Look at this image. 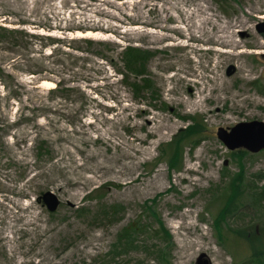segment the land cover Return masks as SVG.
I'll use <instances>...</instances> for the list:
<instances>
[{"label": "rangeland", "instance_id": "rangeland-1", "mask_svg": "<svg viewBox=\"0 0 264 264\" xmlns=\"http://www.w3.org/2000/svg\"><path fill=\"white\" fill-rule=\"evenodd\" d=\"M239 20L237 47L199 37L200 26L216 34L218 25ZM17 21L50 26L52 36L108 44H70L75 61L61 52L30 55L75 87L66 99L32 85L38 77L24 73L22 52L0 45V65L13 75L0 79V264H245L249 252L263 250L231 229L250 225L264 233V210L250 202L251 189L263 182L264 150H230L217 128L264 122V0H0L1 24ZM131 44L152 55L145 76L155 93L136 97L97 56L116 62L119 47ZM65 57L71 66L57 63ZM190 88L209 97L201 107L190 105ZM181 117H193L196 135L181 131L187 125ZM160 118L169 130L149 135L146 120ZM127 144L138 149L131 158L124 156ZM176 147L181 158L169 167ZM99 162L101 177L90 180ZM192 164L199 175L184 172ZM182 175L203 179L190 184L179 181ZM80 176L83 184L74 185ZM230 183L244 205L219 222V235L215 218ZM49 191L59 201L54 212L40 200ZM112 205L123 210L111 213ZM159 223L166 244L155 233ZM129 225L136 231L130 247L124 238L117 242ZM184 237L198 242L185 253Z\"/></svg>", "mask_w": 264, "mask_h": 264}, {"label": "trees", "instance_id": "trees-1", "mask_svg": "<svg viewBox=\"0 0 264 264\" xmlns=\"http://www.w3.org/2000/svg\"><path fill=\"white\" fill-rule=\"evenodd\" d=\"M9 24H11V26L2 25L0 22V45L13 46L16 49H19L18 52L19 53L20 51L22 52L23 60H25L29 64L28 70L24 71V73L28 76L30 75V76L38 77V79L33 80L32 85L34 86L40 85V83H42V81L44 80L53 82L54 87L48 88L46 92L60 99H66L75 89V87H73L70 82L65 81L64 77L61 76V74H56L47 70V68L45 67L46 66L45 63H41L40 65L34 64L30 55L34 52L43 55L45 52L49 51L47 57H54L55 55L59 54V52H61L62 55L68 56L69 58H71L72 61H75L76 57L71 52H69L70 49H73V47H71L70 44H75L76 42H80L85 44L86 46L96 45V46H106V47L108 44L103 40L94 41L90 38H84V37L70 38L64 35V37L61 38V37L52 36L51 35L53 31L52 27L46 25L37 26L25 21L9 22ZM31 28L37 30H43L45 31V33H43L42 35L35 33L31 31ZM81 31L82 33H85V30H81ZM97 56L100 57L101 60L109 63V65L112 66L115 73L119 76V78H121V84L128 87L133 93V95H135L136 97L141 96V94H144L148 90H150V92L152 93H155L152 88L151 80L145 76L146 63L152 56L148 49L145 48L142 49L132 44L127 46H120L117 52L118 60H116V62L114 61L113 58L111 57L109 58L102 53L98 54ZM57 63L65 67L71 66V63L66 57L65 59L57 58ZM4 78L10 79L13 78V75L11 72L5 71V69L0 65V79L3 80ZM11 93L16 98L21 96L20 92L14 89H11ZM181 119L187 122V125H185L184 129H181V131L187 129L186 132L190 133L192 129L190 128L191 125L189 121L190 119H193V117H188V118L181 117ZM195 127H200V126L195 124ZM196 134L197 133L191 132L189 135L194 136ZM195 140L196 141H194V145H198L201 142L200 138H196ZM170 147H171V143L169 144L168 149H170ZM39 149H41V147ZM175 150H176L175 155L173 157L170 156L168 157L169 167L176 166L181 158L182 151H179V148L177 147L175 148ZM239 151L240 153H245V151H241V150ZM39 153L41 154L42 152L40 151ZM259 177H261L259 179H262L263 182L261 183L260 187L254 186L251 189L252 190L250 192L251 200L250 198L249 200L250 202H252L253 206H257L259 210L261 209L264 210V174H260ZM232 183L229 184L230 187L227 195L224 194L223 196L224 204L221 203L222 210L220 209L218 211L215 218L217 222L215 223V226L218 230L219 235L222 234V230H220L219 222L222 221L223 219L228 218V216L235 215L236 211L238 210V207L244 205V204L240 205L239 202L241 201L240 200L241 196L240 197L237 196V194L239 195L240 192H238V189L233 187ZM106 208L109 209L111 213H116V210H121L122 206L120 207L119 205H112V206H107ZM248 226H247L248 228H244L240 230L231 229L235 236L234 238L247 237L250 238L247 239V242L249 243L250 247L263 246L264 243H260V241L261 239H264V233L262 234L263 237L259 236L255 231V229H252V226L250 225ZM134 233H136L134 227L129 225L128 228L123 229L118 234L119 237L117 242L118 243L122 242L124 238L125 242L129 246V244L132 241V235ZM155 233L161 238V240L163 238L164 242L163 241L162 242L163 244L164 243L166 244V241H168L169 236L167 235L166 232L163 231V227H161V225H160V231L157 230V232ZM162 251L163 249H159L157 255L163 261L164 254ZM263 254H264V248L263 250H256V251L252 250V252L248 253V257L250 259H245L244 261L253 262V263L261 262L260 259H261V255ZM257 257L259 258L258 260Z\"/></svg>", "mask_w": 264, "mask_h": 264}, {"label": "bare ground", "instance_id": "bare-ground-1", "mask_svg": "<svg viewBox=\"0 0 264 264\" xmlns=\"http://www.w3.org/2000/svg\"><path fill=\"white\" fill-rule=\"evenodd\" d=\"M261 18H263V17L261 16ZM209 21L210 20H208L207 22H209ZM242 22H244V21L243 20H239V21H235L233 23L232 22L231 23L227 22V23H224V24H220V25L217 26V30L218 31H217L216 34H213L211 32V30H204L200 26L199 29L202 30V32H201V34H199V37L201 39H203L202 36L208 35V38L206 39V41H207L209 38H212L213 36H215L214 41H216L217 43L226 44L230 48L237 47L240 42L233 39L234 31H235L233 28L234 27L240 28L243 25ZM86 35L87 34H85V36ZM236 68L240 69V67L237 66V65H236ZM215 81L217 82V85L222 86L223 81H221V79L218 76L215 77ZM40 85L41 86L45 85V86H48L49 88L54 87V83L50 82V81H47V80L42 81V83H40ZM204 89H206V87H204L202 90H204ZM190 92L192 94V97L194 98V100L190 102V105H193V106H196V107H201L203 101H205L206 99L209 98L207 95L201 96L200 95L201 92H202L201 90L198 93H194L192 91V89L190 88ZM185 103H187V102L185 101ZM157 121L158 122L156 123L154 121V119H147L146 120L145 128H146L147 133L149 135H151V136H163L166 133V131L169 130L170 126H169V124H167L164 121L163 118H160ZM161 130H162V132H160ZM135 138L137 140L139 139L141 142H144V139L142 137H140L139 135H135ZM122 143L123 142H121L119 145L121 146ZM127 145L129 146V148H127V150L125 151L124 156H126L128 158H131L132 156H131V154H129V151L130 150L136 151L138 149H135V147L132 144H127ZM196 159H198V158L196 157ZM103 167H104V165H102L101 162L97 163V165L94 167V169H96V170H94L92 176L89 179L93 180V179L100 178L101 176L98 175L97 173L101 172L103 170ZM184 172L186 173V175L187 174H190L191 176L199 175L198 168L194 164H192L189 167H187ZM81 179H84V178H82V176H80V178L78 180L73 179L71 181H72V183L74 185L79 186V185L83 184ZM202 179L203 178L201 176L197 177V178L196 177L195 178H190L188 176L182 175V176H180L179 181L180 182L184 181L186 183L193 184V183L199 182ZM135 181H137V178H133L130 183L135 182ZM130 183L126 182V183H124V185L126 186V185H128ZM188 224L192 225L191 223H188ZM182 242L184 243L183 246H182V250L184 251V253L187 252L189 249H192L193 246H196L198 244V242H194V241L191 242V241L186 240L185 237H184V239H182Z\"/></svg>", "mask_w": 264, "mask_h": 264}, {"label": "water", "instance_id": "water-1", "mask_svg": "<svg viewBox=\"0 0 264 264\" xmlns=\"http://www.w3.org/2000/svg\"><path fill=\"white\" fill-rule=\"evenodd\" d=\"M262 31H264V27H260L259 32ZM217 137L230 150L242 148L252 153H258L264 150V122L252 120L239 122L229 130L217 128ZM40 200L49 212H54L59 206L56 195L50 191L44 192L40 196ZM203 256L204 254H201L198 260Z\"/></svg>", "mask_w": 264, "mask_h": 264}, {"label": "flooded vegetation", "instance_id": "flooded-vegetation-1", "mask_svg": "<svg viewBox=\"0 0 264 264\" xmlns=\"http://www.w3.org/2000/svg\"><path fill=\"white\" fill-rule=\"evenodd\" d=\"M245 259H250V258L247 256V258L245 257ZM258 259H259V258L257 257V260H258ZM260 261H261V262L253 263V262H248V261H244V260H243V262H245V264H264V254L261 255V259H260Z\"/></svg>", "mask_w": 264, "mask_h": 264}]
</instances>
